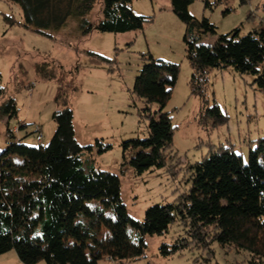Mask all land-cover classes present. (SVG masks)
I'll return each mask as SVG.
<instances>
[{
  "label": "trees",
  "instance_id": "1",
  "mask_svg": "<svg viewBox=\"0 0 264 264\" xmlns=\"http://www.w3.org/2000/svg\"><path fill=\"white\" fill-rule=\"evenodd\" d=\"M9 1L21 7L25 26L45 34L60 29L69 19H77L81 32L88 34L95 29L116 33L142 29L149 18L133 12L134 0H102L103 16L95 23L87 16L97 0ZM170 1L186 25L184 41L193 68L194 92L204 95L211 69L228 67L254 75L256 86L264 92V17L262 25L248 34L240 36V28H236L220 34L211 46L199 41L203 35L217 33V27L208 18L199 20L190 13L194 0ZM6 19L11 25L21 23L13 15ZM86 53L94 64L108 60L96 52ZM144 56L148 60L136 76L133 92L149 111V136L124 142L125 151L137 150L124 164L138 174L166 164L175 128L168 112L157 120L151 105L163 110L180 71L178 64L152 54ZM49 66L38 64L36 70L39 79L58 84V109L52 116L57 127L51 141L28 145L8 129L7 145L0 149V255L15 250L24 264H99L100 259L111 262L109 258L124 264L144 255L146 235L165 234L180 221L186 235L172 246L163 244L164 255L190 243L209 248L216 241L264 259V137L251 148L247 163L232 146L209 152L191 166L189 192L179 201L148 207L140 221L129 215L123 202L120 176L97 169L83 158L93 145L83 146L76 137L68 94L74 81H66L63 66L53 65L51 71ZM0 98V113L17 116L16 100L7 97L1 82ZM206 112L216 124L227 120L218 104ZM96 146L100 152L112 147L100 139Z\"/></svg>",
  "mask_w": 264,
  "mask_h": 264
},
{
  "label": "rangeland",
  "instance_id": "2",
  "mask_svg": "<svg viewBox=\"0 0 264 264\" xmlns=\"http://www.w3.org/2000/svg\"><path fill=\"white\" fill-rule=\"evenodd\" d=\"M131 8L135 14L149 17L142 29L122 33L95 29L84 34L79 21L69 19L60 29L45 34L24 25L18 4L0 0V82L18 108L17 116L0 113V149L7 145V130L13 131L16 125L20 133H14L22 142L32 146L49 144L57 127L52 116L58 109V84L39 79L36 68L44 63H49L50 71L53 65L63 66L68 73L66 81H74L68 94L79 143L93 145L83 158L97 169L120 176L122 199L129 215L143 221L148 207L179 201L189 192L191 166L209 152L232 146L246 163L249 161L251 148L264 137V92L256 86L254 75L239 73L233 67L211 69L205 96L194 92L193 68L184 41L186 25L174 13L171 1L134 0ZM189 11L195 18L206 17L216 25L217 33L203 35L199 41L213 46L220 34L240 28L243 36L260 27L264 0H223L218 4L215 0H194ZM6 15H13L21 23L11 25ZM102 16V0H97L87 17L95 23ZM86 51L102 54L108 60L94 64ZM144 54L178 64L180 71L163 110L160 112L157 104L151 105L157 120L162 112H168L175 128L166 164L138 174L124 164L137 152L133 148L125 151L124 142L149 136V111L145 110V101L133 92L136 76L148 60ZM214 104L227 116L223 123L216 124L206 112ZM37 125L42 127V142L36 138ZM97 139L111 144V149L100 152ZM184 231L183 224L177 221L165 234L146 235L144 255L128 263L264 264V259H255L248 250L222 246L216 241L209 248L190 243L164 255L162 245H174L186 235ZM99 264L113 263L100 259Z\"/></svg>",
  "mask_w": 264,
  "mask_h": 264
},
{
  "label": "crops",
  "instance_id": "3",
  "mask_svg": "<svg viewBox=\"0 0 264 264\" xmlns=\"http://www.w3.org/2000/svg\"><path fill=\"white\" fill-rule=\"evenodd\" d=\"M74 118H75V116H74ZM74 125H75V122H74ZM75 131H76L77 140L79 141V139H78V131H77L76 125H75ZM13 132L20 133V129H18V125H16L14 127ZM0 256H1L0 257V264H3V263H6V264H24L20 260V258L18 257V254L16 253V251H10V252H8L6 254H3V255H0ZM38 264H41V263H38Z\"/></svg>",
  "mask_w": 264,
  "mask_h": 264
},
{
  "label": "built area",
  "instance_id": "4",
  "mask_svg": "<svg viewBox=\"0 0 264 264\" xmlns=\"http://www.w3.org/2000/svg\"><path fill=\"white\" fill-rule=\"evenodd\" d=\"M36 131H37V140L39 141V142H42L43 141V139H44V137H43V134H42V128H41V126L40 125H37V128H36ZM109 259H111V262L113 263V264H117L116 263V261H114L112 258H109ZM124 264H129V263H124Z\"/></svg>",
  "mask_w": 264,
  "mask_h": 264
}]
</instances>
